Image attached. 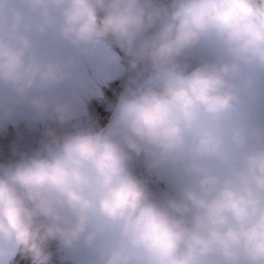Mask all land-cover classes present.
<instances>
[{"label": "clouds", "instance_id": "clouds-1", "mask_svg": "<svg viewBox=\"0 0 264 264\" xmlns=\"http://www.w3.org/2000/svg\"><path fill=\"white\" fill-rule=\"evenodd\" d=\"M100 45L124 54L122 98L153 70L190 71L95 135L79 96ZM250 69L264 70V0H0V132L43 118L28 121L36 151L0 162V240L41 264L52 245L95 264H264V118L234 111L241 85H264ZM58 147L70 163L48 166ZM102 219L115 242L100 244Z\"/></svg>", "mask_w": 264, "mask_h": 264}, {"label": "rangeland", "instance_id": "rangeland-1", "mask_svg": "<svg viewBox=\"0 0 264 264\" xmlns=\"http://www.w3.org/2000/svg\"><path fill=\"white\" fill-rule=\"evenodd\" d=\"M257 2L259 3L260 0H257ZM207 47L208 46L205 45L206 50ZM123 56L124 54L122 52L118 53L115 50L109 49L106 45H100L97 48L95 54L91 56L86 62L85 68L87 71L88 78L92 85V91L90 93H81L79 96L80 104L86 112V115L84 117L85 126L89 122H91L94 125L93 129L97 127H102L107 130L108 127L120 121L122 114L127 106L145 102V100L141 96L137 95V93H141V91L148 86L149 82L142 85L133 84L131 92H129L126 97L122 98V95L125 92V88L129 84L130 77L132 75L130 72L127 71V62L123 59ZM189 70L190 69H184L182 65L177 67L176 69L161 68L153 70L151 72V76L160 79L162 78L163 80L167 81L171 75H184L182 71ZM250 71H256L264 75V70L262 69H250ZM104 85L107 86L103 88ZM259 87L261 90L258 92L256 86H254L253 88H244L243 85H241V99L234 110L236 113L247 112L237 111V109L241 105L242 99L244 98L245 94H250L260 100H264V85H260ZM111 90L113 92L115 90L117 91L118 97L116 98V100H113L110 97L106 96L107 93H109ZM89 98L95 99V104L100 107L101 112L99 113V115L96 113L97 111L93 110L92 113H90V109L86 108V102ZM94 115H96V117H94ZM250 115L253 118H264V111H257L255 113H250ZM91 117H93V119L88 121V119H90ZM114 118L119 119L115 120ZM31 119H35L38 121L43 118L39 116L32 117L26 112L19 113L15 118L17 122H28ZM15 120L13 122H15ZM203 122L211 123L212 121L209 117H204ZM9 127H11V123H7L5 128ZM42 127L43 125L40 124V128L34 130L41 134ZM28 130L31 131L32 129L29 128ZM27 143L28 144L25 146L29 148L28 151H30L31 153H29L28 151L22 153H28L29 155H31L33 152L36 151L34 150V148L36 147V141L32 139ZM60 148L61 147H58L54 152H58V156L52 155L48 158H44V161L48 162V166H52L57 163H70L69 161H67L63 149L60 150ZM5 152L6 151L4 150L2 151L3 155L2 158H0V162L2 163L7 164L20 158L21 153L18 156H9ZM45 154L48 155L47 153ZM43 157L44 154L42 155L41 159H43ZM130 170L133 174H137L138 166H133L132 168H130ZM167 178L169 182H175L179 180L180 175L178 168L169 169ZM101 224L105 229L104 234L99 238V242L101 245L112 243L119 239V234L121 230L120 225H118L116 222L104 219L101 220ZM16 247L17 244L14 241L0 240V264H8L10 259L14 257L17 251ZM61 254L63 257L69 258L76 264H95V261L97 259L95 251L92 249H88L83 245L78 246L76 249H61Z\"/></svg>", "mask_w": 264, "mask_h": 264}, {"label": "snow or ice", "instance_id": "snow-or-ice-1", "mask_svg": "<svg viewBox=\"0 0 264 264\" xmlns=\"http://www.w3.org/2000/svg\"><path fill=\"white\" fill-rule=\"evenodd\" d=\"M237 111H247L250 113L264 111V100H260L250 94H245Z\"/></svg>", "mask_w": 264, "mask_h": 264}, {"label": "trees", "instance_id": "trees-1", "mask_svg": "<svg viewBox=\"0 0 264 264\" xmlns=\"http://www.w3.org/2000/svg\"><path fill=\"white\" fill-rule=\"evenodd\" d=\"M152 85H153V90L154 91H156V90H160L163 86L158 82V81H154V82H152ZM29 133V134H31V132L32 131H30V130H27V129H23L22 130V133ZM16 148L17 149V152L14 154L13 153V148ZM6 151L5 153L7 154V155H9V156H18L20 153H21V148H19V147H16L15 146V144L13 143V142H7V141H4V143L3 142H1L0 141V158H2V151ZM30 153V152H29ZM28 251L26 250V253H27ZM25 253V254H26Z\"/></svg>", "mask_w": 264, "mask_h": 264}]
</instances>
